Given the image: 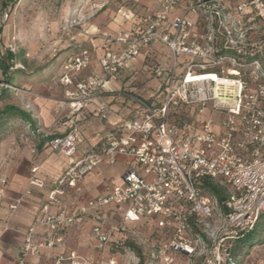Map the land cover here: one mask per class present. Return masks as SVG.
I'll use <instances>...</instances> for the list:
<instances>
[{"label": "built area", "instance_id": "obj_1", "mask_svg": "<svg viewBox=\"0 0 264 264\" xmlns=\"http://www.w3.org/2000/svg\"><path fill=\"white\" fill-rule=\"evenodd\" d=\"M133 17L123 14L134 21L131 29L104 37L117 47L99 58V73L76 79L92 62L87 51L64 67L60 83L74 82L58 104L67 124L45 148L70 163L21 233L17 264H31L41 250L64 248L68 230L87 223L97 255L67 251L54 255L52 264H116L109 247L126 240L128 226L151 230L147 257L153 263L199 254V264H236L231 242L264 212V0H159L152 13ZM155 45L167 50L164 66L153 50L147 57L149 76L161 81L156 101L131 97L130 117L102 103L99 119L115 115L119 125L72 160L79 138L71 117ZM118 158L126 169L103 195L84 204L69 200L87 174ZM202 179L222 189L221 201L204 193ZM44 185L38 167H31L26 194Z\"/></svg>", "mask_w": 264, "mask_h": 264}, {"label": "rangeland", "instance_id": "obj_2", "mask_svg": "<svg viewBox=\"0 0 264 264\" xmlns=\"http://www.w3.org/2000/svg\"><path fill=\"white\" fill-rule=\"evenodd\" d=\"M134 1L14 0L4 8L0 0V59L5 65L11 66L7 74L11 79L8 83H4V76L0 71V110L6 105H13L28 113L34 120V126L31 127L17 117L2 120L0 169L11 161L19 163L22 158L31 154L36 148L39 135L51 137L58 134L57 126H60L65 117L60 118L65 111L60 112L58 104L64 95L63 91H74V82L67 87L60 83L64 67L83 51L89 52L93 58V42L98 36L105 33L110 36L117 34L113 33L115 30L110 32L115 19L128 12L137 16L134 11L137 4ZM146 1L139 2L142 4L141 8H145ZM8 52L15 55L14 61L5 59ZM156 53L159 61L167 57V50L161 46ZM88 69L89 67L83 70L76 79H85L90 75L91 72L83 74ZM33 91L40 92L33 95ZM42 108H48L51 112L45 115L46 123L35 115ZM55 115L59 117L58 122ZM218 120L217 117L214 119L215 122ZM77 156L78 153L72 160ZM118 169L119 167L112 166L106 171V175L113 176ZM262 231L263 228L259 232L262 237L261 245L257 244L253 250L248 251L242 264H258L260 260H264ZM87 233L77 230V238L91 248ZM153 241L149 228L128 226L126 240L118 248L109 247V254L115 257L116 264H156L147 257ZM199 257V254L191 259L176 257L173 264H199ZM252 258L255 260L253 263Z\"/></svg>", "mask_w": 264, "mask_h": 264}, {"label": "crops", "instance_id": "obj_3", "mask_svg": "<svg viewBox=\"0 0 264 264\" xmlns=\"http://www.w3.org/2000/svg\"><path fill=\"white\" fill-rule=\"evenodd\" d=\"M140 1H134L137 4H135L134 10L137 15L150 14L159 7V0H153V2L147 0L145 8H141L140 5L142 4L139 3ZM117 19L112 22L110 32L115 30L113 32L115 34L132 28L133 20L125 21L122 16ZM106 34L98 36L93 42L95 56L92 58L89 69L83 74L90 72L99 73V58H101L105 50L117 47L106 44L104 39ZM158 50H160V46L157 45L143 49L142 54L129 65L128 69L120 74L116 82L110 84L107 90L99 91L98 97L92 103L88 104L79 114L71 117V120L77 126L79 138L77 153L79 156L89 145L100 143L101 139L108 132L115 130L120 123V117L115 115H109L105 120L99 119V108L102 103L119 110L122 116L130 117L133 116L135 108L130 103L131 97H140L149 103L156 101L154 97L160 91L161 81L150 78L147 72V57L149 52L152 51L156 58ZM157 60H159L158 57ZM160 63L163 65L164 61L160 60ZM37 92L40 91H33V95L38 94ZM45 108L35 112L36 117L41 118L44 123L47 122L45 115L48 112L51 113L50 110H47L48 108L46 110ZM66 113L65 111L60 118L66 116ZM54 117L58 122L59 117L57 115ZM64 124H67V118L65 117L62 119L60 126H57L56 123L57 135L65 131ZM31 152V154L22 158L19 163L11 161L3 169H0V264H17L22 241L21 233L32 224L40 211L46 192L52 187V181L70 163V160L60 155L50 154L44 146L40 150L35 148ZM126 165L127 162L122 158H118L117 162L111 166L105 163L100 164L91 173L87 174L81 183L70 190L69 200L77 204H84L91 198L103 195L109 183L119 179L120 175L125 171ZM33 166L38 167L39 176L45 185L42 190L35 189L26 194L29 171ZM112 166H117L119 169L113 176H107L106 171ZM2 181H4L3 184ZM13 205H15V208L11 210L10 207ZM90 226L91 224L87 223L82 228L73 227L69 229L64 248L41 250L39 255L31 257L29 262L31 264H52L54 255L67 251H75L79 256L85 258L95 257L97 253L92 249V246L88 248L86 244L77 238V230H82V233H86L89 231ZM254 261L252 258L251 262L253 263Z\"/></svg>", "mask_w": 264, "mask_h": 264}, {"label": "trees", "instance_id": "obj_4", "mask_svg": "<svg viewBox=\"0 0 264 264\" xmlns=\"http://www.w3.org/2000/svg\"><path fill=\"white\" fill-rule=\"evenodd\" d=\"M13 1L14 0H2V7L6 8L7 5L12 4ZM15 58H16L15 55L11 52H8L5 55V59H7L8 61H14ZM9 68H11V66L9 67L5 65L3 61L0 59V71L4 76V80H3L4 83H8L11 80L7 75ZM0 94H2V91H0ZM1 96L2 95H0V97ZM13 117H17L25 121L29 127L34 126V121L32 120L31 116L25 111L13 105H6L0 110V126H2V120L5 119L8 120ZM56 136L57 135L51 137H44L42 135H39L36 149L40 150L43 146L45 147L47 142ZM200 187L202 188L204 193L214 195L220 201L223 199L224 195L222 189L217 187L209 180L202 179L200 181ZM263 222H264V212L259 216L258 220L256 221V223L254 224L253 228L250 231L243 233L240 237H238L237 239L231 242L229 248V255L233 258L236 264H242L244 260L243 257L246 255V253L250 250H253V248L256 247L257 244L261 245L260 243L262 241V237L259 232L260 229L263 228L262 232L264 234ZM123 242H120V244H122ZM120 244L117 245V248L120 246ZM225 264H229V263L227 262Z\"/></svg>", "mask_w": 264, "mask_h": 264}, {"label": "bare ground", "instance_id": "obj_5", "mask_svg": "<svg viewBox=\"0 0 264 264\" xmlns=\"http://www.w3.org/2000/svg\"><path fill=\"white\" fill-rule=\"evenodd\" d=\"M203 79H205V78H203Z\"/></svg>", "mask_w": 264, "mask_h": 264}]
</instances>
